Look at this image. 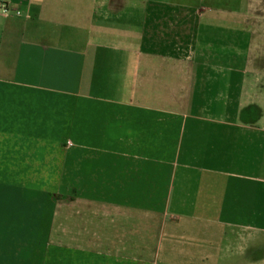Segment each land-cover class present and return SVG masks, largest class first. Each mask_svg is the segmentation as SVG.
<instances>
[{
    "label": "crops",
    "instance_id": "0c3cea01",
    "mask_svg": "<svg viewBox=\"0 0 264 264\" xmlns=\"http://www.w3.org/2000/svg\"><path fill=\"white\" fill-rule=\"evenodd\" d=\"M250 5L0 0V264H264Z\"/></svg>",
    "mask_w": 264,
    "mask_h": 264
},
{
    "label": "rangeland",
    "instance_id": "374dc122",
    "mask_svg": "<svg viewBox=\"0 0 264 264\" xmlns=\"http://www.w3.org/2000/svg\"><path fill=\"white\" fill-rule=\"evenodd\" d=\"M250 12V13H249ZM247 14L248 16H255L260 20L262 31L264 32V0H251L250 11ZM264 64V58L263 62ZM262 76V88H261V111L264 114V73ZM39 211H38V220H37V234L36 241L38 243V251L44 253L46 252V248L44 246V231H45V223L47 219V206L46 202L42 199H39ZM41 255V254H40Z\"/></svg>",
    "mask_w": 264,
    "mask_h": 264
},
{
    "label": "built area",
    "instance_id": "2783aa9c",
    "mask_svg": "<svg viewBox=\"0 0 264 264\" xmlns=\"http://www.w3.org/2000/svg\"><path fill=\"white\" fill-rule=\"evenodd\" d=\"M1 11L3 13H7L8 12V9L5 6H2ZM15 13L18 14L19 12L17 10H15Z\"/></svg>",
    "mask_w": 264,
    "mask_h": 264
}]
</instances>
